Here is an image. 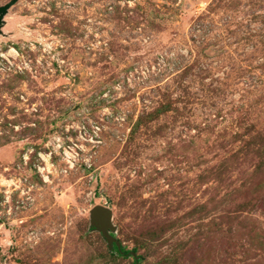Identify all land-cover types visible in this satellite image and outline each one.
I'll return each instance as SVG.
<instances>
[{
    "label": "rangeland",
    "instance_id": "374dc122",
    "mask_svg": "<svg viewBox=\"0 0 264 264\" xmlns=\"http://www.w3.org/2000/svg\"><path fill=\"white\" fill-rule=\"evenodd\" d=\"M136 261L264 264V0H17L3 17L0 264Z\"/></svg>",
    "mask_w": 264,
    "mask_h": 264
},
{
    "label": "water",
    "instance_id": "95a60500",
    "mask_svg": "<svg viewBox=\"0 0 264 264\" xmlns=\"http://www.w3.org/2000/svg\"><path fill=\"white\" fill-rule=\"evenodd\" d=\"M17 0H11L8 4L0 6V25L2 24L3 17L7 14L9 8ZM111 209L105 206H95L91 211V219L93 220V225L97 228H100V231L103 233L104 237L108 240L109 247L111 248L113 244H116L119 251H121L120 243L115 240V238L109 236L107 233L108 230L113 229L111 224Z\"/></svg>",
    "mask_w": 264,
    "mask_h": 264
},
{
    "label": "trees",
    "instance_id": "16d2710c",
    "mask_svg": "<svg viewBox=\"0 0 264 264\" xmlns=\"http://www.w3.org/2000/svg\"><path fill=\"white\" fill-rule=\"evenodd\" d=\"M119 254H122L123 256H127L129 254V252H127V251H119ZM136 263L138 264V261H136Z\"/></svg>",
    "mask_w": 264,
    "mask_h": 264
},
{
    "label": "bare ground",
    "instance_id": "6f19581e",
    "mask_svg": "<svg viewBox=\"0 0 264 264\" xmlns=\"http://www.w3.org/2000/svg\"><path fill=\"white\" fill-rule=\"evenodd\" d=\"M48 166H50V164H48Z\"/></svg>",
    "mask_w": 264,
    "mask_h": 264
}]
</instances>
